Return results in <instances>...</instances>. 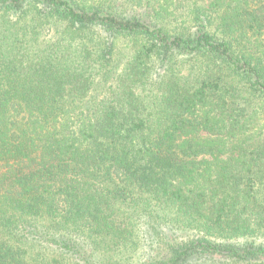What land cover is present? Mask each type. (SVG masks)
<instances>
[{
    "label": "trees",
    "instance_id": "1",
    "mask_svg": "<svg viewBox=\"0 0 264 264\" xmlns=\"http://www.w3.org/2000/svg\"><path fill=\"white\" fill-rule=\"evenodd\" d=\"M0 264H264V0H0Z\"/></svg>",
    "mask_w": 264,
    "mask_h": 264
}]
</instances>
